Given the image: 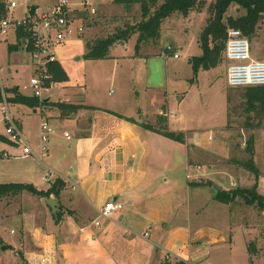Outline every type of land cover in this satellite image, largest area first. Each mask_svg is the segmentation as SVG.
Segmentation results:
<instances>
[{"label": "crops", "instance_id": "crops-1", "mask_svg": "<svg viewBox=\"0 0 264 264\" xmlns=\"http://www.w3.org/2000/svg\"><path fill=\"white\" fill-rule=\"evenodd\" d=\"M225 64L227 69L226 60ZM68 82L56 83L45 106L8 104L33 154L25 156L21 146L0 143V165L8 163L0 168V185H31L43 192L56 180L64 186L48 198L24 191L0 199V223L9 226L5 238L0 226V260L7 264H39L42 258L45 264H251L247 244L254 227L250 228V219L241 220L243 206L219 203L215 200L219 191L213 188L214 181L221 191L231 190L237 177L210 167L203 173L215 180L202 178L203 166L193 163L190 153L208 146L200 145L197 138L190 140L185 131L174 132L184 136L179 143L147 128L156 127L160 116L173 133L168 102L162 105L152 95L153 88L146 87L145 97L125 94L112 101L86 103L67 87ZM43 120L54 130L45 156L39 136ZM47 173H51L49 183L43 180ZM225 181L229 183L224 188ZM48 199L55 201V209ZM109 202L122 209L93 226L98 210ZM234 230L245 240L244 254L237 261ZM257 257L259 251L251 258L253 264Z\"/></svg>", "mask_w": 264, "mask_h": 264}, {"label": "rangeland", "instance_id": "rangeland-1", "mask_svg": "<svg viewBox=\"0 0 264 264\" xmlns=\"http://www.w3.org/2000/svg\"><path fill=\"white\" fill-rule=\"evenodd\" d=\"M14 1L17 3L14 10L16 18H20L28 6L33 5L42 10L56 2ZM87 1L95 10V15H89L86 10L78 16L83 17L85 26L81 38L52 48L58 64L69 79L67 87L86 100V103H91L92 99L112 101L125 94L134 97L137 94L141 98L145 97V88L152 87V95L158 102H162V105L168 102L170 115L173 116L170 131H185L190 140L197 138L200 145L208 146L206 150L200 149L190 153L192 162L203 166L200 168L202 178L215 180L214 176H206V173H203L204 168V172L210 167L226 170L230 173L228 175L237 177L236 186L231 189L252 188L256 184L259 193L264 196V109L256 107L253 111H247L245 89H231L226 83L225 60L214 69L200 70L196 74L190 64L193 57L202 54L198 40L201 31L212 17L211 6L214 0H201L188 15L169 16L162 23L160 36L154 44L142 47L137 52L136 34L128 40L113 44L107 57L102 60L85 57V42L105 39L116 28L123 29L127 25L135 24L140 19V9L138 5L125 8L114 4L112 0ZM71 3L75 4L77 1L71 0ZM4 5L6 6V3ZM244 14L243 9L232 5L225 16L238 18ZM248 42L251 57L264 62V20ZM15 44L11 36L0 38V91L4 89L8 98L12 97L13 88L23 86L32 75V68L28 65L30 60L25 57L20 47L12 52L8 50L9 46ZM167 47H171V52L166 51ZM16 51L18 52L14 53ZM173 55H177L178 59H174ZM158 105L155 108L157 111ZM0 133L5 134V125L2 122ZM249 138L252 139L254 166L260 174L257 182L254 175L240 165L250 159L245 150ZM208 142H211V145ZM7 164H1L0 168L6 167ZM228 183H223L224 188L228 187ZM213 184L216 185L214 181ZM243 208L245 211L241 213V220L250 219V228H254L250 231L249 238L256 242V250H259L260 258L257 257L254 264H264V240L260 237L264 228V215L254 208ZM0 226L4 228L3 237L7 236L8 223L2 222ZM233 239V245L239 248L235 252L237 261L241 252L244 254L242 250L245 240L241 235L239 237L235 230ZM227 260L229 261L230 257ZM221 263L239 264L234 261ZM0 264L7 262L0 260Z\"/></svg>", "mask_w": 264, "mask_h": 264}, {"label": "trees", "instance_id": "trees-1", "mask_svg": "<svg viewBox=\"0 0 264 264\" xmlns=\"http://www.w3.org/2000/svg\"><path fill=\"white\" fill-rule=\"evenodd\" d=\"M114 4L129 8L138 5L140 9V19L133 25H127L125 28H116L111 35L105 39L99 38L85 42V57L87 59L102 60L108 55L109 48L119 41H125L133 35H138L135 50L138 52L142 47H148L154 44L159 36L162 23L171 15H188L201 0H112ZM235 5L244 10L245 14L238 17H226L228 9ZM212 17L208 20L206 26L200 33L198 45L202 54L199 57H193L190 60L193 72L211 70L218 67L225 60L224 52L229 30H239L242 35L249 41L256 34L258 25L264 20V0H214L212 6ZM5 14V5L0 2V17ZM96 23V22H93ZM96 25V24H94ZM19 42L15 46H9L10 52L17 50ZM224 58V59H223ZM53 80L56 83L67 81V77L63 69L58 63L48 66ZM3 93L7 94L3 89ZM9 93V92H8ZM12 97L7 98L8 104L25 105L31 108L42 107L48 103L46 100L38 101L35 98L18 94L17 88L11 90ZM245 104L247 111H253L256 107L264 109V87L245 88L244 92ZM2 102V94L0 91V103ZM68 110V109H67ZM164 120L159 116L157 118L156 127L147 126L153 129L159 135L183 143L184 136L182 134H174L167 131L164 126ZM9 142L7 138L0 135V143ZM246 152L250 155V159L244 163H240L241 167L254 175L257 182L260 174L253 162L252 139L246 143ZM211 185V183H209ZM64 184L60 180H56L53 185L45 192L37 191L31 185L23 184H1L0 199L14 198L26 191L38 198H48L50 195H57L63 188ZM215 200L219 203L239 204L258 210L264 213V196L257 189L256 184L252 188H234L228 191H219L215 195ZM264 240V230L261 233ZM249 256H257L256 242L250 241L247 244ZM250 258V263L253 264ZM264 258V257H263ZM164 264H186L183 261Z\"/></svg>", "mask_w": 264, "mask_h": 264}, {"label": "built area", "instance_id": "built-area-1", "mask_svg": "<svg viewBox=\"0 0 264 264\" xmlns=\"http://www.w3.org/2000/svg\"><path fill=\"white\" fill-rule=\"evenodd\" d=\"M56 0V3L46 9L27 7L20 18L14 17L17 3L8 0L5 6V14L0 17V38L11 36L16 44L29 55L32 75L23 86L18 87V94L43 101L48 98L56 82L53 80L48 66L58 63L52 48L67 41L80 39L84 33V21L80 13L89 11V15H95V10L87 0ZM171 47L166 51L171 52ZM227 61L226 83L231 89L264 87V62H259L251 57L248 40L239 30H229L224 52ZM176 59L177 55H173ZM2 102L0 103L1 120L5 125V136L10 143L21 146L25 156L33 154L31 147L23 137V134L12 118L7 103L8 96L1 91ZM13 96V95H11ZM54 134V130L43 120L40 124L39 136L41 141V156L47 154V143ZM69 139V136L65 134ZM51 173H47L43 180L50 181ZM190 178V175L187 176ZM122 209V205L109 202L98 210L97 218L93 226H99L100 221L109 219ZM42 258L39 264H45Z\"/></svg>", "mask_w": 264, "mask_h": 264}, {"label": "water", "instance_id": "water-1", "mask_svg": "<svg viewBox=\"0 0 264 264\" xmlns=\"http://www.w3.org/2000/svg\"><path fill=\"white\" fill-rule=\"evenodd\" d=\"M213 188H214L216 191H221V188H220L219 186L215 185V184H213ZM48 201L50 202V203H48L49 206H50L52 209H55V201H53V200H51V199H48Z\"/></svg>", "mask_w": 264, "mask_h": 264}]
</instances>
